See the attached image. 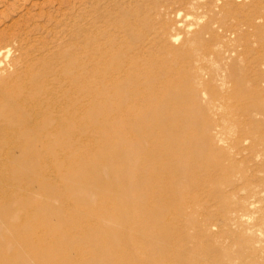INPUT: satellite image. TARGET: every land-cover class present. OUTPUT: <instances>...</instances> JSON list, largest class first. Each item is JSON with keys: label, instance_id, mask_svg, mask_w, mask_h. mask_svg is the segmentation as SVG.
I'll use <instances>...</instances> for the list:
<instances>
[{"label": "bare ground", "instance_id": "6f19581e", "mask_svg": "<svg viewBox=\"0 0 264 264\" xmlns=\"http://www.w3.org/2000/svg\"><path fill=\"white\" fill-rule=\"evenodd\" d=\"M104 1L60 8V20L33 17L0 46V264H172L157 222L167 196L180 200L182 223L206 233L222 218L226 237L255 250L264 223L249 221L264 205V177L257 175L264 137L250 130L256 116L214 104L204 124L180 110L197 111L193 103L207 87L224 101L240 100L236 83L250 70L241 63L245 51L227 48L217 54L224 61L216 70L191 71V43L207 45L210 23L180 41V27L193 24L165 20L156 0L157 28L144 8ZM172 95L185 104L173 105ZM179 128L197 130L193 150L179 147ZM185 160L194 162L190 172H181L178 189L169 188L167 174L180 172ZM187 185L203 186L215 201L201 221L191 213L196 194L182 190Z\"/></svg>", "mask_w": 264, "mask_h": 264}, {"label": "rangeland", "instance_id": "374dc122", "mask_svg": "<svg viewBox=\"0 0 264 264\" xmlns=\"http://www.w3.org/2000/svg\"><path fill=\"white\" fill-rule=\"evenodd\" d=\"M79 1L0 0V46L6 45L9 39H12V35L23 33L24 28H28L37 19L46 22L48 17L51 16L53 19L57 18V20H60L61 13L59 9L61 8L63 11L68 10L71 5L78 6ZM107 1L109 0L104 1V5L122 3L124 0L122 2L121 0H110L108 3ZM156 1L159 7L163 9L162 16L165 20L170 22L184 20L185 24H193L192 30H188V26L180 27V41L184 39L191 40L193 29L199 27L200 24H211L213 34L211 36L206 35L207 45L202 46L200 43L191 40L195 58L192 66L189 67L191 71L216 70L224 61L217 54L221 56L227 48L235 46L245 51L246 56L241 63L244 67L249 65L248 68L250 69L248 70L249 78H246L240 84L236 83L239 96L242 97L240 100L232 99L224 101L220 97H214L215 95H213L211 88L207 87L200 92V99L193 103L194 107L199 108L196 109L197 111L187 109L189 112H186V109L182 110L180 109L181 107H177V109L181 110L182 116L195 121L196 119L199 121L201 118L205 121L204 124H207V117L212 116L214 104L223 105L222 108L219 107L223 111H227L231 107L234 108V106H239V108L242 107L257 118V126L250 129L251 132L256 137H264V0H188V3L185 4L180 3L179 0ZM126 5L132 12L138 7L144 8V12L146 11L145 13L149 17V26L157 28L160 25L162 18L151 8L153 5L152 1L126 0ZM230 8L233 9L234 14L227 15V9ZM189 9L192 11L191 14L187 13ZM44 12L45 14H43ZM179 12H181L180 17H178ZM248 15H253L252 23L247 21ZM54 24L55 22H51V25ZM9 42L12 43L13 41ZM258 71L262 72L260 79L255 78V72ZM187 84V82L182 83V90L186 88ZM214 84L222 86V82L220 81ZM225 84L229 85V82ZM170 101H172L173 105L177 104L178 106L186 102L183 101L182 95H172ZM229 105L231 106L229 107ZM178 132L180 135H183L177 137L179 138V147L193 150L196 139L195 132L197 130L194 128L191 130L179 128ZM207 136L208 133L204 130L202 133L203 139ZM192 161L196 162L194 158ZM193 163L185 160V167H182L183 169L180 172L176 171V169L169 172L165 178L167 186L171 189H178L177 181H179L178 178H180L181 172H185L186 170L185 173L190 172L188 167ZM192 175L200 178L204 177L201 172H195ZM257 175L264 177L263 168L260 171L257 170ZM104 176H109V173H104ZM165 183H159V187H164ZM190 186L187 185L182 190L191 197L196 194L193 197L196 202L194 205L196 206H193V211L190 208L187 211L190 209L192 214L194 212V218L201 221V219L213 212L215 201L211 198L209 199V194L206 190H203V186ZM184 189L186 190L184 191ZM148 196L152 197V192ZM204 203L207 205L204 206ZM180 205L179 199L167 196L163 201L160 221L157 220L158 224L162 226L159 232L160 236L166 237L170 241L169 245H163L164 251L171 254L172 259L173 257L175 258L174 260L170 259L171 262L168 261L169 263L174 261L172 264H225L226 262V264H264V223L259 226L257 234L259 242L257 247L255 250L250 251L241 247L235 239L225 236L224 231H222L224 230L222 218L218 219L219 228L212 226L211 230L206 233L202 231V227L196 225L188 226L186 223H182L183 221H179ZM257 208L258 211L249 219L250 223L256 222L259 218L264 221V205H259ZM142 210L145 213L151 212L150 209L144 207L140 211L142 212ZM182 232L189 233L193 238H183ZM124 234L126 237H134L137 241L135 232H126ZM130 247L122 246V249L128 250ZM229 255L233 256L229 258ZM217 258L218 261H216ZM229 259H232L231 262Z\"/></svg>", "mask_w": 264, "mask_h": 264}]
</instances>
